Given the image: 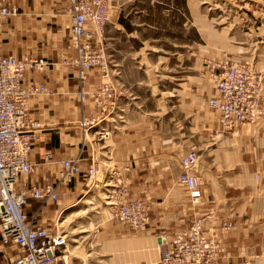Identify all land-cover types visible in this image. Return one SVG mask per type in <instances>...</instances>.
Wrapping results in <instances>:
<instances>
[{"label": "crops", "instance_id": "1", "mask_svg": "<svg viewBox=\"0 0 264 264\" xmlns=\"http://www.w3.org/2000/svg\"><path fill=\"white\" fill-rule=\"evenodd\" d=\"M14 1L18 14L0 18V52L3 55L27 54L47 59L44 71H28L24 82L44 79L51 91L48 96L30 98L26 106L29 115L45 128L41 132V140L34 143L30 153V159L36 166L35 174L28 179L42 183L45 174L59 168L58 164L44 160L45 153L51 152L53 160L57 161L76 157L81 152L87 159L90 156L93 160L101 159L99 165L98 162L94 165L101 171L102 177L106 178L109 173L111 183L123 182L132 197L147 199L153 220L145 227L134 232L127 226L122 227L111 221L109 231H105L104 238L108 239L103 249L116 253L118 257L121 254L124 258L122 264H149L151 256L152 259L159 258V235H171L183 229L191 219L208 213L213 219L234 221L233 229L224 233V244L234 259L247 260L255 253L257 256L263 254L264 121L247 123L223 137H214L219 113L210 108L207 102L215 90L201 65L203 78L196 72L188 75L190 78L183 83L172 104L161 94L160 98L157 97L158 108L147 113L151 117L141 119V112H136L134 117L126 114L123 116L124 124L111 130L109 136L103 139V145L88 143L86 134L92 130L91 133L97 135L96 132L104 126L102 123L87 133L76 127L81 116V109L75 101L78 88L76 75L73 69L59 64L62 54L73 53L64 47L69 28L66 0ZM118 1L110 2L108 22L110 14L115 23L119 21L120 11L113 9L116 7L114 2L117 4ZM194 15L197 17V14ZM114 28L120 31L124 29L120 23L114 24ZM203 30L211 44L235 48L216 36L215 32ZM104 41L107 43L106 31ZM227 55L216 51L204 59L219 60ZM138 57L136 63L143 64L148 60L147 57ZM160 60L158 64L162 63ZM198 62L200 66L201 61ZM144 67L146 70L147 66ZM160 68L165 69V66ZM159 76L160 80L163 79L164 72H159ZM99 80L96 71H89L85 88L96 87ZM162 93L165 94V91ZM260 93L264 99V83ZM88 101L86 109L89 110L92 102L91 99ZM86 142L88 144L83 151L81 146L84 147ZM191 150L199 154L195 172L200 178L201 197L197 204L190 201L186 189L177 180L181 172L180 159ZM85 165L86 162H82L81 167ZM110 170L115 172L113 177ZM72 183L60 186L61 197L56 204L59 205L60 198L71 200L83 192L85 183L82 179L78 178ZM84 199V205L92 203L90 197ZM58 209L45 208L37 217L38 224L51 226ZM111 211L109 205V213L105 216L110 218ZM14 257V250L0 243V264H8ZM67 258L65 254L68 262ZM69 263L73 264L72 259Z\"/></svg>", "mask_w": 264, "mask_h": 264}, {"label": "built area", "instance_id": "2", "mask_svg": "<svg viewBox=\"0 0 264 264\" xmlns=\"http://www.w3.org/2000/svg\"><path fill=\"white\" fill-rule=\"evenodd\" d=\"M110 2L66 0V13L70 17L66 48L73 53L62 54L59 64L75 72L77 98L81 103L76 127L83 133L101 125L116 107V94L109 86L108 67L112 64L106 58L105 46L96 40L104 33ZM18 11L14 0H0V18L17 15ZM47 64L48 60L43 57L0 52V243L16 251L8 264H65L67 234L52 225H39L36 215L43 212L45 203L58 202L60 186L78 178L86 185L110 183L109 173L106 178L97 179L92 156L90 163L81 167V152L74 158L57 161L53 160L51 152L45 153L44 160L58 164L59 168L45 174L42 183L28 179L35 174L36 166L30 153L34 143L41 140L45 128L29 115L26 106L30 98L45 97L51 91L44 79L24 82V78L30 70L43 72ZM96 69L100 82L86 90L88 72ZM205 71L217 92L208 105L220 112L214 137L234 131L239 124L264 121V102L260 94L262 77L254 67L241 60L225 59L211 64L208 59ZM88 99L92 102L89 110L85 103ZM110 132L107 126L101 127L96 132L97 139L108 137ZM198 156L197 151L191 150L181 157V172L177 178L194 204L201 197L200 178L195 172ZM111 184L112 188L105 194L111 205V219L135 232L153 220L147 199L132 197L122 183L112 181ZM30 201L40 204L35 213L28 211ZM210 215L191 219L183 229L171 235H159V264H251L248 259H234L224 244V233L233 229L234 221L213 219Z\"/></svg>", "mask_w": 264, "mask_h": 264}, {"label": "rangeland", "instance_id": "3", "mask_svg": "<svg viewBox=\"0 0 264 264\" xmlns=\"http://www.w3.org/2000/svg\"><path fill=\"white\" fill-rule=\"evenodd\" d=\"M114 4L116 7L113 9L120 11L117 23L122 24L124 29L115 30L114 24L117 23L110 14V22L106 25L107 51L114 66L113 83L117 87V95L118 90L121 95H118V106L110 114L113 118H106L102 126L115 130L124 124V115L134 117L136 112L143 113L141 119L151 117L147 113L158 108L157 97L162 95L172 104L183 83L190 78L188 75L196 72L203 78L202 60L216 51L240 56L241 61L251 64L260 72L264 83V0H119ZM203 29L215 32L216 36L235 48L211 44ZM64 47L69 50L66 41ZM138 56L147 57L148 60L143 64L136 63ZM159 60L162 63L158 64ZM198 60L201 61L200 66ZM164 66L165 69L160 68ZM161 71L164 78L160 80ZM77 93L75 101L81 109ZM88 100L85 101L86 106L90 102ZM91 132L86 134L88 143L103 145L104 140L97 139V135ZM88 143L81 146L83 151ZM81 156L83 163H90V158L84 157L83 153ZM94 161L98 162L97 158ZM100 172L97 173L98 180L102 178ZM110 188L111 182L104 185L85 184L83 192L75 195L74 199L60 198L59 205L50 202L44 204L43 210L59 208L52 226L67 234L66 254L73 264H122L124 260L121 254L118 257L116 253L103 249L108 239L104 238V234L109 231L111 221L120 225L106 217L109 205L104 195ZM88 197L92 203L84 205L83 200ZM39 206L30 201L29 213H35ZM258 256L255 253L248 260L251 264H264V253ZM149 259V264H159V258L152 259L151 256Z\"/></svg>", "mask_w": 264, "mask_h": 264}, {"label": "bare ground", "instance_id": "4", "mask_svg": "<svg viewBox=\"0 0 264 264\" xmlns=\"http://www.w3.org/2000/svg\"><path fill=\"white\" fill-rule=\"evenodd\" d=\"M112 1V0H111ZM107 4V3H106ZM65 11H66V8H65ZM67 14V13H66ZM106 17H108L107 18V21H106V23H105V27H104V33H103V35L102 36H99V37H96V40H100V44H103L104 46H105V48H106V50H105V54L107 55L106 56V58L108 59V61H110V59H109V54H108V51H107V43L104 41V36H105V31H106V25H107V22H108V19H109V11H108V14L106 13ZM69 24H70V17H69ZM208 59H210V62H211V64H214L215 63V61H221V62H224L225 61V59H230V60H232V61H235V60H241L240 58H238V57H236V56H232V55H227V56H225L223 59H219V60H217V59H213V58H206L204 61H203V64H202V66H203V70H204V72L206 73V71H205V64H206V61L208 60ZM244 62V61H243ZM247 63V62H246ZM248 65H250L249 63H247ZM251 66V65H250ZM98 69H96V70H89V71H96L97 73H98V71H97ZM107 70V69H106ZM108 71H109V73H110V77H109V86L111 87V89H113L115 92V94H116V99H115V102H116V107L118 106V95H117V89L115 88V86H114V83H113V73H112V70H111V66L110 67H108ZM258 71V70H257ZM259 72V71H258ZM260 73V72H259ZM99 74V73H98ZM99 82H100V80H99ZM99 84V83H98ZM263 84V83H262ZM262 84L260 83V92H261V87H262ZM214 90H215V87H214ZM261 94V93H260ZM217 95V92H216V90H215V93H214V95L212 96V97H210L209 99H208V102L207 103H209V100L211 99V98H213V97H215ZM262 97V96H261ZM209 106V105H208ZM115 107V108H116ZM210 107V106H209ZM114 108V109H115ZM211 108V107H210ZM113 109V110H114ZM212 109H214V108H212ZM215 111H217L218 113H219V118H220V112L218 111V110H216V109H214ZM261 122H263V120L261 121ZM257 123V122H256ZM244 124H247V123H243V124H239L238 126H241V125H244ZM237 126V127H238ZM236 127V128H237ZM235 128V129H236ZM90 130V129H89ZM88 130V131H89ZM88 131H86L85 133H87ZM74 158V157H73ZM93 167H94V170H95V174L97 175V173H98V168L93 164ZM101 179H104V177H102ZM94 183V182H93ZM96 183V182H95ZM94 183V184H95ZM120 183H122L123 185H124V183L123 182H120ZM125 186V185H124ZM107 197L105 196V199H106ZM107 201V200H106ZM107 203H109V201H107ZM108 205H110V203L108 204ZM111 206V205H110ZM60 228V227H59ZM62 231V233H65V232H63V230H61ZM137 232V231H136ZM67 236V235H66ZM67 244H68V242H67ZM67 244H66V247H67Z\"/></svg>", "mask_w": 264, "mask_h": 264}]
</instances>
